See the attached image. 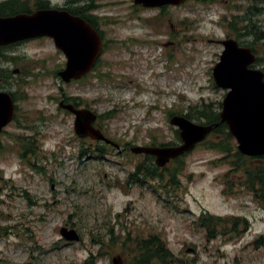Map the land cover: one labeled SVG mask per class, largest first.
Here are the masks:
<instances>
[{
  "label": "rangeland",
  "instance_id": "374dc122",
  "mask_svg": "<svg viewBox=\"0 0 264 264\" xmlns=\"http://www.w3.org/2000/svg\"><path fill=\"white\" fill-rule=\"evenodd\" d=\"M39 1L23 3L32 9ZM250 4L188 0L160 9L134 0H50L52 8L97 6L90 14L107 39L117 42L96 71L62 86L67 95L105 115L109 137L140 145L156 138L177 145L179 134L168 112L185 114L202 103L214 108L222 103L227 89L217 87L212 76L223 50L218 41L237 34L248 40L242 18ZM2 52L10 57L0 59V68L11 74L6 89L16 98V114L0 135V264H82L100 247L97 264H129L120 245L109 251L108 243L92 241V235H103L108 227L116 235L125 228L159 233L186 264H264V208L241 184V172L232 173V158L224 159V153L210 147L223 136L209 135L183 156L184 169L174 188L162 186L180 164L165 166L161 185L160 179L130 181L144 156L112 151L104 159L80 158L74 118L58 110L53 99L60 96L57 72L66 62L54 40L28 39ZM192 120L204 124L195 116ZM27 146L39 148L42 164L36 165L42 173L23 163ZM204 214L244 218L249 225L244 230L239 223L238 230H244L239 238L224 234L220 225L208 237L199 223ZM72 224L80 241L61 238L60 228ZM232 225L230 220L229 230Z\"/></svg>",
  "mask_w": 264,
  "mask_h": 264
},
{
  "label": "water",
  "instance_id": "95a60500",
  "mask_svg": "<svg viewBox=\"0 0 264 264\" xmlns=\"http://www.w3.org/2000/svg\"><path fill=\"white\" fill-rule=\"evenodd\" d=\"M187 0H134L148 8L181 5ZM50 37L66 57L65 67L58 72V82L70 83L90 73L101 56L103 42L99 32L84 18L66 9L44 8L30 13L21 12L0 16V45L23 40ZM223 51L212 69L217 87L227 89L221 103L220 120L210 124L196 123L185 115L175 114L171 125L179 130L180 143L167 146H132L135 154L155 157L159 168L171 160L192 151L208 135L225 123L236 141L238 151L246 156H264V72L249 68L256 57L250 48L240 46L234 38L222 40ZM62 88V87H61ZM61 106L75 115L74 131L79 137H90L108 144H119L107 138L93 126L98 115L89 108H75L72 104ZM15 103L9 93H0V132L13 121ZM67 242L80 241V235L67 225L59 230ZM117 258H113V263Z\"/></svg>",
  "mask_w": 264,
  "mask_h": 264
},
{
  "label": "trees",
  "instance_id": "16d2710c",
  "mask_svg": "<svg viewBox=\"0 0 264 264\" xmlns=\"http://www.w3.org/2000/svg\"><path fill=\"white\" fill-rule=\"evenodd\" d=\"M96 7L97 6L94 5H87L84 8L79 7L78 9H69V11L82 17H86V12H89V14L87 13V19L91 20L95 18V16L90 13H92ZM41 8H43L42 4H37L36 7L31 9L26 3L11 1L6 5H0V14L14 15L21 12L29 13ZM12 97L16 101V98L13 94ZM219 107H221V103H219L216 108L212 107L211 104L202 103L200 105L190 107V110L184 115L191 120L192 117L195 116L196 119H202L204 124H210L218 122L220 120L218 111ZM172 113L174 114L175 112ZM177 113L182 114V111L179 110L177 111ZM176 133L178 134V130H176ZM209 135L223 136V139L221 141L215 140V142H213L214 144L210 147L224 153V159L232 158V164H230V166L232 167V173L241 172L243 176L241 184L253 194L255 200L264 208V156L250 157L241 154L234 146V138L229 133L228 127L225 123H222L218 127L214 128V130ZM153 140L154 143H157L156 138H154ZM32 149V146H27L24 153L27 154ZM107 152L108 151H104L101 152V154H106ZM38 155L40 157L41 154ZM183 156L171 160L170 163L180 165L179 168L170 173L169 181L165 186L163 185L162 188L166 189L168 185H172L174 188L175 186L179 185L178 177L184 169V161L182 160ZM166 169L167 168L165 167L159 168L157 165H155V163L153 162V156L148 155L146 156L145 160L135 165V169L133 172H131V176L135 177V182L141 183L144 182L143 179H160L161 182H159V185H161L164 179L163 174L165 173ZM226 177H228V173L226 174ZM34 203L36 204L37 202L35 201ZM230 220H232L233 225L229 230L228 224ZM199 223L200 226L208 229V237L215 234V228L220 225L221 227H224V234L233 232V234H235V236L239 238L241 233L245 229H247L249 225L247 220H245L244 218H223L221 216H214L210 214H204L203 217L199 219ZM239 223L243 224V231L238 230ZM75 225L76 224H72L71 226L74 227ZM108 230L109 232L104 233V236L98 233L92 235V241L99 244L108 243L109 251H114L115 246L120 245L122 253H124L126 258L129 260V264H186L183 260L176 257L172 253V251L168 248L166 241L159 233L150 232L149 234L144 235V233H132L130 230L125 228L123 234L116 235V233L113 231V227H108ZM106 237H108V242H105ZM58 243H60V241ZM102 253V247H100L96 251V253L90 251L89 255L85 258L82 264H97L98 257Z\"/></svg>",
  "mask_w": 264,
  "mask_h": 264
},
{
  "label": "flooded vegetation",
  "instance_id": "af4514ba",
  "mask_svg": "<svg viewBox=\"0 0 264 264\" xmlns=\"http://www.w3.org/2000/svg\"><path fill=\"white\" fill-rule=\"evenodd\" d=\"M11 1H17L20 3H23L24 0H0V5H6L7 3H10ZM69 2V0H67ZM250 1V5L247 6L246 8V13L244 15V17L242 18L243 20V35L245 37L248 38L247 41H242L239 36L240 34L235 35L236 38L232 37L229 35V37L227 38H234L235 40L238 41L240 46H244V47H248L251 49V51L253 52V54L256 57L255 63L253 65H250L249 68L252 69H259L262 70L264 72V20H263V15H264V0H247ZM38 4H42L43 8H52L50 7V0H40L38 2ZM182 5V4H181ZM181 5H177V6H181ZM86 6V5H85ZM85 6H82L80 8H84ZM165 6H170V5H165ZM67 5H64V7H60L59 9H66ZM175 7V6H174ZM160 9H164V6L158 7ZM69 11V10H68ZM0 16H9V15H2L0 14ZM80 16V15H79ZM82 17V16H81ZM84 18L87 22H89L101 35L102 38V42H103V47H102V52H101V56L98 59L96 65L94 66V68L91 70V72L89 74H91L92 72L96 71L102 64V56L108 51L111 50V48L117 44V42H115V40H108L105 30H101L98 26H97V22H95L94 19L88 20L87 19V14L86 17H82ZM235 19V18H234ZM233 30H237L236 25H234V28L232 27ZM39 38V37H37ZM225 38V39H227ZM34 39V38H32ZM223 39V40H225ZM28 40V39H27ZM26 40L17 42V43H12V44H8L5 46H1L0 45V59L1 60H6L9 61L10 57L5 55L2 50H6L9 48H12L18 44L23 43ZM222 40H219L218 42H221ZM123 43V42H122ZM222 44V43H221ZM223 46V44H222ZM60 50V49H59ZM61 51V50H60ZM62 52V51H61ZM66 63V62H65ZM103 63H108L103 61ZM65 67V65H64ZM63 69V68H62ZM61 69V70H62ZM59 72V71H58ZM58 72H57V83H58V90L60 92V96L59 98L56 96L53 99L56 101V103L58 104V110H63L66 113L70 114L71 116H73L74 120H75V115L73 113H71L70 111L64 109L61 106V100H63V104H72L75 108H89L91 110H93L94 112H96L92 106H90L89 104H87L86 101H84L82 98L78 97V96H69L66 94L62 84L63 82H58ZM4 74V75H3ZM88 74V75H89ZM105 76L109 77L107 79L112 80L113 78H110V74H105ZM11 78V74L8 70L0 68V93H9L10 95H12L13 93L11 91H7L6 89V84H9V80ZM87 75H85L84 77H82L81 79L78 80H72L70 83H79L82 80L86 79ZM64 84H68V83H64ZM122 85V86H120ZM127 84H124V82H118V86L119 87H125ZM62 87V88H61ZM15 102V100H14ZM97 113V112H96ZM15 114H16V103H15ZM98 114L97 119L94 121L93 126L97 129H100L103 134L111 139L113 142L119 144V147L115 146L114 144H108L104 141L101 140H94L90 137H79L76 138L77 140L81 141V145L79 147V155L81 159H85V158H89V157H94L96 156L97 158H101L104 159L109 153H112V151H114L117 156H122V155H127L129 153L134 154L136 156H144V159L146 158V156H148L147 154L144 153H140V154H135L132 151L129 150L130 147L132 146H136V145H140V144H133L132 141H117L111 137H109L105 124H104V114ZM168 115L170 116V118L174 115L171 114V112H168ZM15 118V117H14ZM170 121V119H169ZM11 123V122H10ZM9 123V124H10ZM8 124V125H9ZM7 125V126H8ZM6 127V126H5ZM4 127V128H5ZM2 129V131L0 132V135L5 133V129ZM169 144L164 143V142H159L157 141V143H154V140L152 139L151 142L142 144L140 146H167ZM39 149V148H37ZM36 148L32 149L30 152L23 153L22 157L25 158L27 157L25 160H23L24 164H29V166L31 168H33L35 171L42 173V166H37L36 164H42L39 162V155H38V151ZM104 151H108L106 154H101V152ZM25 152V151H24ZM35 152V153H34ZM93 152V153H92ZM152 156V155H151ZM142 160V161H143ZM153 162L155 163V157L153 156ZM46 164H49L48 160L46 159ZM52 164H56L55 160ZM135 169V167H134ZM134 176H129L130 181H135L134 180Z\"/></svg>",
  "mask_w": 264,
  "mask_h": 264
}]
</instances>
